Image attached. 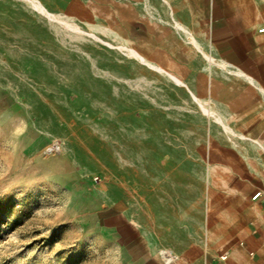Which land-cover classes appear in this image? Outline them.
I'll return each mask as SVG.
<instances>
[{
	"label": "rangeland",
	"instance_id": "obj_1",
	"mask_svg": "<svg viewBox=\"0 0 264 264\" xmlns=\"http://www.w3.org/2000/svg\"><path fill=\"white\" fill-rule=\"evenodd\" d=\"M165 12L0 0V264H213L257 214L252 168L208 148L238 137L193 99L218 91L207 59Z\"/></svg>",
	"mask_w": 264,
	"mask_h": 264
},
{
	"label": "crops",
	"instance_id": "obj_2",
	"mask_svg": "<svg viewBox=\"0 0 264 264\" xmlns=\"http://www.w3.org/2000/svg\"><path fill=\"white\" fill-rule=\"evenodd\" d=\"M166 4L172 19L193 31L196 48L207 59L204 69L210 77L205 80L218 89L203 99L194 94L193 99L215 102L217 124L237 127V141H212V158L221 165L251 167L257 183L252 196L260 192L257 214L251 221L244 219L245 229L228 224L239 231L229 239L226 259L219 257L213 264H264V31H259L264 14L255 0H155L166 22Z\"/></svg>",
	"mask_w": 264,
	"mask_h": 264
},
{
	"label": "built area",
	"instance_id": "obj_3",
	"mask_svg": "<svg viewBox=\"0 0 264 264\" xmlns=\"http://www.w3.org/2000/svg\"><path fill=\"white\" fill-rule=\"evenodd\" d=\"M259 31L260 32H263L264 31V27H262L261 29H259ZM259 196H260V192L259 191H257L253 196H252V199H257V198H259ZM263 245V247H264V243L262 244ZM252 254V253H251ZM226 259V255L224 254V255H221L220 256V260H225Z\"/></svg>",
	"mask_w": 264,
	"mask_h": 264
},
{
	"label": "bare ground",
	"instance_id": "obj_4",
	"mask_svg": "<svg viewBox=\"0 0 264 264\" xmlns=\"http://www.w3.org/2000/svg\"><path fill=\"white\" fill-rule=\"evenodd\" d=\"M232 4V3H231ZM234 11V10H233ZM239 13V12H238ZM238 13H235V14H238ZM231 15V14H229ZM239 15V14H238ZM232 16V15H231ZM236 18V17H235ZM233 19V18H232ZM113 216V215H112ZM115 216V215H114ZM116 222V221H115ZM192 249V248H191ZM189 252V251H188ZM169 253V252H168ZM167 254V252H166ZM186 255V254H185ZM169 257H167L166 261L169 262V261H173L175 260V255H172L171 253L168 254ZM191 256V255H190ZM164 264V263H163ZM168 264V263H167Z\"/></svg>",
	"mask_w": 264,
	"mask_h": 264
}]
</instances>
